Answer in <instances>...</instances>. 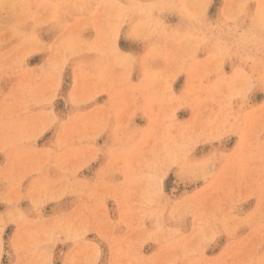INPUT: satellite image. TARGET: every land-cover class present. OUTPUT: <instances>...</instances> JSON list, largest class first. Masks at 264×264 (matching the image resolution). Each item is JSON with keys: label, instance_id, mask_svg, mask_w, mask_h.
<instances>
[{"label": "rangeland", "instance_id": "obj_1", "mask_svg": "<svg viewBox=\"0 0 264 264\" xmlns=\"http://www.w3.org/2000/svg\"><path fill=\"white\" fill-rule=\"evenodd\" d=\"M0 264H264V0H0Z\"/></svg>", "mask_w": 264, "mask_h": 264}]
</instances>
